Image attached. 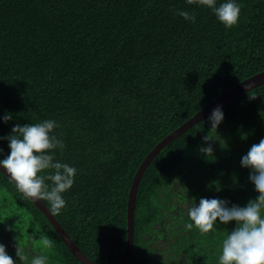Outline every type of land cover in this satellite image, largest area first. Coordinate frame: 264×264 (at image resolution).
Wrapping results in <instances>:
<instances>
[{
	"label": "trees",
	"instance_id": "obj_1",
	"mask_svg": "<svg viewBox=\"0 0 264 264\" xmlns=\"http://www.w3.org/2000/svg\"><path fill=\"white\" fill-rule=\"evenodd\" d=\"M238 2V22L225 27L200 0H0V116L13 115L0 121V137L17 123L57 121L54 134L65 147L53 150L55 158L77 174L63 194L66 206L53 215L95 263L114 264L125 253L129 192L147 155L222 94L264 72V0ZM180 9L195 19L186 21ZM222 109L217 133L227 147L207 142L214 161L199 152L207 116L147 168L125 264H216L235 222L215 233L185 230L187 209L193 198L244 206L258 195L240 160L264 137V84ZM0 149V158L9 153L6 140ZM34 229L51 237V248L33 238ZM0 243L16 261L19 246L29 257L43 252L48 264H82L1 171Z\"/></svg>",
	"mask_w": 264,
	"mask_h": 264
},
{
	"label": "clouds",
	"instance_id": "obj_2",
	"mask_svg": "<svg viewBox=\"0 0 264 264\" xmlns=\"http://www.w3.org/2000/svg\"><path fill=\"white\" fill-rule=\"evenodd\" d=\"M201 5L208 7L215 19L225 27L235 25L241 14L238 0H200ZM176 14L186 21H193L195 16L186 10H176ZM13 115L5 112L0 121L7 123ZM209 130L217 134V139L209 137L208 132L202 139L205 144L199 146V152L208 161H214V149L209 141L219 142L226 148L225 141L217 133L219 125L224 120L221 106L215 107L206 118ZM59 127L55 119H43L36 123L15 124L11 133L0 137L6 140L7 155L0 158V169L15 184L17 190L34 202L47 201L51 214H59L66 206L64 193L74 184L77 168L69 163L56 159L53 150H63V139L54 134ZM246 139V135L241 137ZM0 149V153H2ZM211 158V159H210ZM241 167L249 170V181L254 185L258 195L250 199L246 205L239 206L217 197L199 199L193 198L187 209L185 230L196 228L201 234L215 233L220 225L235 222V227L222 240L216 254V264H264V137L258 143L252 144L246 154L241 157ZM16 230V227H15ZM17 231V230H16ZM33 238L38 239L43 248L52 247V239L47 234L34 229ZM18 239V237H17ZM18 261L6 251V246L0 243V264H48L49 257L43 252L27 256L19 246L16 248Z\"/></svg>",
	"mask_w": 264,
	"mask_h": 264
},
{
	"label": "water",
	"instance_id": "obj_3",
	"mask_svg": "<svg viewBox=\"0 0 264 264\" xmlns=\"http://www.w3.org/2000/svg\"><path fill=\"white\" fill-rule=\"evenodd\" d=\"M264 84V72L258 73L237 86L233 87L232 89L228 90L224 94H222L219 98L214 100L212 103H210L207 107H205L203 110H201L199 113H197L194 117H192L189 121L184 123L182 126H180L178 129L171 132L167 137H165L160 143H158L155 148L147 155V157L144 159L142 164L140 165L134 179L131 185V189L129 192V198H128V211H127V219H128V241H127V247L125 250L124 255L121 257L119 261H117L114 264H125L127 260L130 257V254L133 249L134 245V220H135V208H136V202H137V196L139 187L143 178V175L145 174L147 168L153 161V159L160 153L167 145H169L175 138L179 137L181 134L186 132L188 129H190L192 126L197 124L199 121L203 120L207 116L210 115L211 111L217 107L218 105L223 107L226 104H228L230 101L238 98L242 94L248 92L249 90H252L260 85ZM2 172L3 170L0 169ZM4 173V172H2ZM5 174V173H4ZM7 176V175H6ZM8 177V176H7ZM34 202V198H31ZM35 205L42 211V213L47 217V219L50 221L52 226L55 228L57 233L60 235V237L63 239L64 243L68 246V248L71 250V252L75 255V257L82 263V264H97L94 261H92L89 257H87L80 249L79 247L74 243V241L70 238L66 230L62 227V225L58 222V220L54 217L53 214H51L48 207L42 202L37 201L34 202Z\"/></svg>",
	"mask_w": 264,
	"mask_h": 264
}]
</instances>
